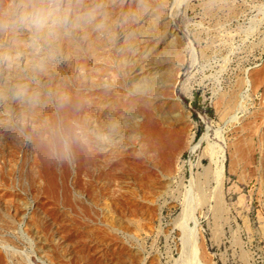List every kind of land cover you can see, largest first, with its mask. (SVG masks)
Instances as JSON below:
<instances>
[{"label": "rangeland", "instance_id": "374dc122", "mask_svg": "<svg viewBox=\"0 0 264 264\" xmlns=\"http://www.w3.org/2000/svg\"><path fill=\"white\" fill-rule=\"evenodd\" d=\"M15 2L0 264H264V0H59L38 38Z\"/></svg>", "mask_w": 264, "mask_h": 264}, {"label": "clouds", "instance_id": "9594fccd", "mask_svg": "<svg viewBox=\"0 0 264 264\" xmlns=\"http://www.w3.org/2000/svg\"><path fill=\"white\" fill-rule=\"evenodd\" d=\"M68 9L59 0H16L4 7V13L9 17L7 23L13 28L27 27L34 38L49 32L61 20L65 19ZM53 144H61L67 148V141L63 134L53 130Z\"/></svg>", "mask_w": 264, "mask_h": 264}, {"label": "bare ground", "instance_id": "6f19581e", "mask_svg": "<svg viewBox=\"0 0 264 264\" xmlns=\"http://www.w3.org/2000/svg\"><path fill=\"white\" fill-rule=\"evenodd\" d=\"M243 84L244 85H246L248 88H251L252 87V84H251V82L250 83H248L247 84V81H244L243 82ZM255 87V86H254ZM253 89V88H252ZM248 90H250V89H248ZM230 96V95H229ZM233 98V97H232ZM231 98V99H232ZM218 99H220V98H218ZM228 105V104H227ZM231 105V104H230ZM232 107V106H231ZM230 108V107H229ZM234 115H233V117H231V119H238L237 117L238 116H236V114L238 115V113H236V110H234ZM170 142V141H169ZM175 143V142H174ZM176 145V144H175ZM196 146H194V147H191V149L193 150L194 148H195ZM177 148V147H176ZM221 155L215 160V165H216V167H215V169H213L212 168V172H211V168H210V170H207L206 172V175H207V177L209 176V174H210V172H211V176H212V179H214L215 180V184H217L216 185V194H217V198L219 199L220 197H221V192H222V186H223V182H224V173H223V168H224V153H223V150H221ZM236 153H237V155H235V156H238L239 157V159L241 158V159H243L244 157H246V155H247V151H246V148H244V146H243V143L242 142H238L237 143V145H236ZM247 158V157H246ZM245 158V159H246ZM244 160V159H243ZM237 161V160H236ZM239 161V160H238ZM240 161H242V160H240ZM195 165H198V164H195ZM192 167V166H191ZM205 169V168H204ZM209 169V168H208ZM210 171V172H209ZM200 174V173H199ZM205 175V174H204ZM210 177V176H209ZM221 199V198H220ZM218 202V201H217ZM221 202H223V200L221 201ZM194 263V262H193Z\"/></svg>", "mask_w": 264, "mask_h": 264}]
</instances>
